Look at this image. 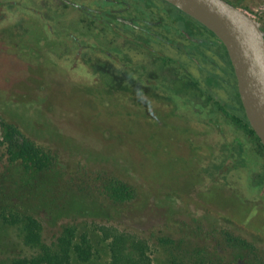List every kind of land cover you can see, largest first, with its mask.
Instances as JSON below:
<instances>
[{
    "label": "rangeland",
    "instance_id": "obj_1",
    "mask_svg": "<svg viewBox=\"0 0 264 264\" xmlns=\"http://www.w3.org/2000/svg\"><path fill=\"white\" fill-rule=\"evenodd\" d=\"M237 2L264 26V0ZM14 49L0 37V121L50 155L48 169L60 179L54 191L62 198L5 202H34L36 211H26L40 220L47 243L62 224L80 227L91 257L73 255L70 264H111L114 234L140 241L137 252L151 264H264V148L230 109L186 75L157 86L140 79L142 73L135 91L127 87L132 83L119 84L100 97L63 65L43 62L42 50L38 63L22 64ZM109 178L131 188V197L106 198ZM70 195L79 211L58 208ZM53 207L61 209L55 217ZM37 249L23 243L16 227L0 225L4 264Z\"/></svg>",
    "mask_w": 264,
    "mask_h": 264
},
{
    "label": "flooded vegetation",
    "instance_id": "obj_2",
    "mask_svg": "<svg viewBox=\"0 0 264 264\" xmlns=\"http://www.w3.org/2000/svg\"><path fill=\"white\" fill-rule=\"evenodd\" d=\"M0 37L20 63L37 62L42 50L43 62L63 65L100 97L119 84L135 91L142 73L157 86L186 75L209 98L239 105L222 42L165 0H0Z\"/></svg>",
    "mask_w": 264,
    "mask_h": 264
},
{
    "label": "trees",
    "instance_id": "obj_3",
    "mask_svg": "<svg viewBox=\"0 0 264 264\" xmlns=\"http://www.w3.org/2000/svg\"><path fill=\"white\" fill-rule=\"evenodd\" d=\"M230 2L236 6L238 4L237 0H230ZM225 56L228 57L227 52H225ZM230 67L232 69V66ZM232 93L237 96L238 108L234 103L229 105L220 98H214V101L220 106L230 109L232 120L240 123L249 133L256 136L238 98L235 80ZM0 128L2 130L0 136V225L16 227L25 245L38 248L36 252L29 255L12 258L8 264H70L73 255L81 261L88 260L91 257V246L87 234L80 227L72 223L62 224L50 243H47L42 237L43 227L40 220L34 213L26 211L27 209L36 211L34 202L31 204L23 201L19 202L17 206L5 202V198L14 197L21 201L23 199L21 196H25L30 197L32 201H39L37 203L40 205L43 198L53 197L57 200L62 196H58V191H54L60 185V179L55 175V172L48 169L51 161L50 155L27 139L15 125L0 121ZM256 139L259 141L257 136ZM259 145L263 148L260 141ZM46 192L50 194H46ZM102 192L106 198L114 202L125 201L133 194L131 188L116 178H109L103 186ZM60 202L61 206L56 207L67 211H79L81 207V203L74 199V195H70ZM26 205L33 206L30 208ZM67 205L68 208H66ZM58 210L61 211V209ZM55 211L56 208L53 207L49 212L53 215L52 217L59 213ZM107 231V228H104V238L110 235ZM139 242H134V239L131 240L130 237H125L123 234H114L113 262L111 264H151L150 259L143 251L137 252L139 248L142 250L143 247ZM0 264H4V262L0 260ZM194 264L205 263L194 262Z\"/></svg>",
    "mask_w": 264,
    "mask_h": 264
},
{
    "label": "water",
    "instance_id": "obj_4",
    "mask_svg": "<svg viewBox=\"0 0 264 264\" xmlns=\"http://www.w3.org/2000/svg\"><path fill=\"white\" fill-rule=\"evenodd\" d=\"M208 28L224 45L245 116L264 148V30L227 0H165Z\"/></svg>",
    "mask_w": 264,
    "mask_h": 264
}]
</instances>
